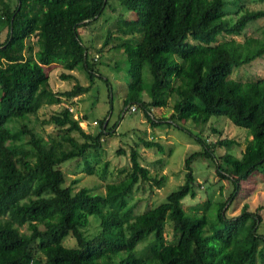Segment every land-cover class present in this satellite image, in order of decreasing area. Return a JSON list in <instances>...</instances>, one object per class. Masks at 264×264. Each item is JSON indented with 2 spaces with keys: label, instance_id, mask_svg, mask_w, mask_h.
<instances>
[{
  "label": "trees",
  "instance_id": "trees-1",
  "mask_svg": "<svg viewBox=\"0 0 264 264\" xmlns=\"http://www.w3.org/2000/svg\"><path fill=\"white\" fill-rule=\"evenodd\" d=\"M228 5L236 7L233 17H227ZM127 11L134 16L127 18ZM260 19L264 8L245 7L243 0H0V36L5 32L0 38V264H110L109 255L116 253H123L116 264H264V234L258 232L264 204L251 211L244 203L229 217L224 208L237 197L242 181L264 173V74L233 76L235 68L264 58V23L260 37L245 34ZM98 20L110 23L100 45L83 42L78 28ZM111 48H120L128 64L124 111L136 105L152 126L184 118L206 124L211 116H224L251 137L241 155H215L216 147L229 150L232 139L207 142L195 136L201 149L186 157L184 182L163 202L137 214L136 204L126 200L134 186L164 180L140 163L137 144L130 148L129 170L105 183L104 192L75 190L78 178L65 185L60 165L74 158L89 156L86 174L106 178L108 162H102L99 150L115 124L108 128L104 118L97 133L86 132L79 125L86 116L74 118L64 106L41 120L55 128L44 137L27 120L38 118L43 105L70 102L89 91L91 85L81 84L72 71L81 67L92 79L102 53ZM50 65L61 66L62 80H74L71 88H51L43 68ZM145 89L148 99L142 97ZM170 98V115L154 117L151 109L167 106ZM139 142L164 151L156 140L141 137ZM197 156L212 158L218 176L233 184L226 200L216 203L215 222L208 203L200 212L182 207V199L194 196L198 187L191 167ZM90 216L97 231L87 234ZM166 221L175 240L164 244ZM150 235L147 251L136 255L137 245Z\"/></svg>",
  "mask_w": 264,
  "mask_h": 264
},
{
  "label": "rangeland",
  "instance_id": "rangeland-1",
  "mask_svg": "<svg viewBox=\"0 0 264 264\" xmlns=\"http://www.w3.org/2000/svg\"><path fill=\"white\" fill-rule=\"evenodd\" d=\"M245 7L251 9L264 8V2L258 0H243ZM227 17H233L236 10L234 5L227 6ZM127 18L134 16L133 12H125ZM264 20L251 22L245 29L246 36L260 37L259 27ZM110 23L98 20L87 27H79L78 31L83 42L92 40L94 46H99L101 39L106 34ZM95 28V29H94ZM3 32L0 36L4 38ZM223 39V38H220ZM225 39H228L226 37ZM236 40L242 41L243 36H237ZM127 61L120 48H111L105 50L98 65V73L92 79L89 74L81 67L74 70V74L83 85H91L89 91L74 97L69 101L61 99L60 102L52 105H43L38 118L30 116L27 123L43 135L54 134L55 128L49 124H42L41 120L48 117L50 113L60 110L62 107L70 105L73 107L74 118L86 116L79 125L86 132L97 133L99 130V121L108 120V128L115 124V128L109 135H106L102 141L99 150L102 162H108V168L105 179L100 177L99 173L94 175L86 174L84 165L88 158H74L64 161L60 167L65 174V185L78 178V183L74 185L77 190L81 187H89L94 193L104 192L105 183L116 181L123 177L129 170V152L130 148L138 145L137 150L140 153L139 161L143 166L148 167L150 174L156 178L164 176L160 185L151 181H140L134 186L132 192L127 197L128 205L136 204L134 213H140L147 208L163 202L166 196L177 189L184 182V161L186 157L201 149V145L195 140V136L206 138L207 142H214L218 138H229L234 140L232 147L227 150L225 147H216L215 155L223 154L226 151L232 152L235 156H240L247 140L251 138L246 129L234 125L224 116H211L206 124H195L189 118H184L174 124L166 122L158 123L152 126L139 108L134 112L124 111L123 99L127 87ZM48 74L49 83L53 90L61 91L72 87L74 80H62L60 73L63 71L59 65H50L43 67ZM264 74V58H260L250 65L234 69L233 76L242 78H251ZM142 78L145 85L150 82V74L146 66L142 70ZM143 99H148V90L142 93ZM64 101V102H63ZM173 98L168 100L165 107L153 108L151 113L156 118H166L172 111ZM93 121H98L93 124ZM215 128L219 133H215L211 128ZM153 139L164 146V151H158L155 148H144L139 138ZM122 149L124 152L119 153ZM93 154V153H91ZM90 154V155H91ZM92 158V157H91ZM92 164H94L92 162ZM102 164V163H101ZM100 164V165H101ZM97 169L98 164H94ZM193 174L198 183L195 188V195H187L182 199V207L187 212H200L206 208L208 203V216L215 222L217 202L225 201L233 190V184L226 178H220L216 172L215 164L210 157L197 156L191 162ZM122 171L120 172V170ZM98 175V176H97ZM241 188L237 197L233 201H228L224 208L227 217L238 215L244 203H247L249 210L255 211L256 207L264 204V173L255 172L247 180L240 183ZM262 221L258 227V232L264 234V208L259 210ZM89 227L87 234L97 231V221L94 216L89 217ZM25 230V227L22 228ZM175 240L174 231L170 222L166 221L163 229L162 243H168ZM153 241V235H150L144 241L140 242L136 249V255L140 256L147 251V246ZM67 243H70L68 241ZM123 253L110 254V264H116ZM100 264H103L100 262Z\"/></svg>",
  "mask_w": 264,
  "mask_h": 264
},
{
  "label": "built area",
  "instance_id": "built-area-1",
  "mask_svg": "<svg viewBox=\"0 0 264 264\" xmlns=\"http://www.w3.org/2000/svg\"><path fill=\"white\" fill-rule=\"evenodd\" d=\"M67 108H68L70 111H73V107H72V106L67 105ZM126 109H127V107H125L124 110H126ZM136 110H137L136 105H132V106L130 107V109H129L130 112H134V111H136ZM92 123H93V124H97V121H93Z\"/></svg>",
  "mask_w": 264,
  "mask_h": 264
},
{
  "label": "crops",
  "instance_id": "crops-1",
  "mask_svg": "<svg viewBox=\"0 0 264 264\" xmlns=\"http://www.w3.org/2000/svg\"><path fill=\"white\" fill-rule=\"evenodd\" d=\"M60 66V65H59ZM73 72V71H72ZM74 73V72H73Z\"/></svg>",
  "mask_w": 264,
  "mask_h": 264
}]
</instances>
